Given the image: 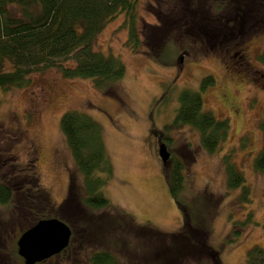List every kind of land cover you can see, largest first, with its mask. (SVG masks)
I'll return each instance as SVG.
<instances>
[{"label":"rangeland","instance_id":"rangeland-1","mask_svg":"<svg viewBox=\"0 0 264 264\" xmlns=\"http://www.w3.org/2000/svg\"><path fill=\"white\" fill-rule=\"evenodd\" d=\"M167 1L138 0L136 26L147 44L137 50L127 45L123 14L97 35L94 48L125 65L124 76L111 87L100 89L90 79L49 69L33 75L26 87L0 90V179L14 189L10 203L0 204V264H24L14 243L34 216L23 208L27 168L53 206L62 204L72 184L74 193H83L82 175L59 123L70 109L87 113L102 127L113 166L101 187L109 202L100 210L86 209L85 222L76 215L81 204L73 198L75 215L67 208L70 202L63 213L74 226L70 246L36 264H88L103 243L123 264H246L248 250L264 247V171L253 166L263 144L264 29L257 36H224L221 19L233 11L223 7L212 13L225 0L212 5L199 0V7L183 14L165 12ZM209 75L214 82L201 91L203 110L230 123L214 153L202 148L196 129L174 122L181 90H198ZM159 141H169L172 158L184 166L195 239L206 245L180 239L186 220L169 193ZM226 153L244 175L249 203L239 198V187L227 190Z\"/></svg>","mask_w":264,"mask_h":264},{"label":"trees","instance_id":"trees-1","mask_svg":"<svg viewBox=\"0 0 264 264\" xmlns=\"http://www.w3.org/2000/svg\"><path fill=\"white\" fill-rule=\"evenodd\" d=\"M169 1L177 3L169 5ZM137 4L138 0H0V90L26 87L33 75L49 69H57L66 78L90 79L100 89L111 87L124 76L125 65L119 57L96 50V38L112 18L123 14V24L128 31L127 45L132 50H137L143 42L147 44L136 26ZM199 4V0H168L163 9L167 13L174 11L183 14L187 8L195 9ZM211 34L213 33L208 35ZM259 58L264 62V51ZM213 82V77L209 75L201 80L198 90H181L174 117L176 124L190 125L198 131L200 144L209 153L220 148L230 128L226 118L218 119L212 112L203 110L201 91ZM59 123L76 167L82 175L83 193H74L72 184L70 195L58 207L53 206L47 193L39 186L36 173L30 171V167L27 168L23 172H28V182L24 189L27 198L24 199L23 208L34 216L23 230L41 218L58 217L70 226L71 243L74 226L63 214L66 205L72 203L67 208L74 213L77 202L73 198H78L81 207L77 205L75 213L80 220L88 222L86 209L100 210L109 202L101 187L111 178L113 166L105 147L102 127L90 115L77 109L66 110L60 116ZM260 128L263 144L253 159V166L257 171H264V118L260 122ZM222 160L227 190L239 187V198L249 203V186L245 184L242 172L231 160V153L224 154ZM165 167L164 175L169 193L186 220L180 231V239L182 237L188 244L196 240L206 245L203 238L195 239L194 233H198L192 222L193 204L191 198L185 195L186 179L181 160L171 157ZM13 192V187L0 179V204H9ZM51 211L53 214L50 215ZM250 218L251 214L247 213L246 220H251ZM201 231L204 233L203 228ZM98 243L102 244L100 240ZM102 246L104 248L96 247L91 253L88 264H123L113 254L112 246L105 243ZM211 253L215 257L214 251ZM246 264H264V247L254 246L248 250Z\"/></svg>","mask_w":264,"mask_h":264},{"label":"water","instance_id":"water-1","mask_svg":"<svg viewBox=\"0 0 264 264\" xmlns=\"http://www.w3.org/2000/svg\"><path fill=\"white\" fill-rule=\"evenodd\" d=\"M159 157L166 163L170 157L166 146L160 145ZM71 228L58 217H44L22 231L17 240V253L24 264H36L61 253L70 243Z\"/></svg>","mask_w":264,"mask_h":264},{"label":"flooded vegetation","instance_id":"flooded-vegetation-1","mask_svg":"<svg viewBox=\"0 0 264 264\" xmlns=\"http://www.w3.org/2000/svg\"><path fill=\"white\" fill-rule=\"evenodd\" d=\"M213 3L214 0H211L208 5ZM223 7L233 11L231 15H223L221 19L224 36H257L264 29V0H225L224 4L213 11L212 16L219 13V10ZM160 145L166 146L167 151L170 153V157L166 162L168 163L172 157L170 143L169 141L157 142L158 150Z\"/></svg>","mask_w":264,"mask_h":264}]
</instances>
